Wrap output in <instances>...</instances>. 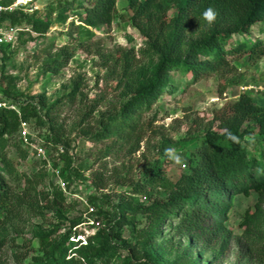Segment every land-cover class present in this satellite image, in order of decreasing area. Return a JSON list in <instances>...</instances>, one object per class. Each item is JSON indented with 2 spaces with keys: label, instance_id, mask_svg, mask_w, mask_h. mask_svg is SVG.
Instances as JSON below:
<instances>
[{
  "label": "rangeland",
  "instance_id": "obj_1",
  "mask_svg": "<svg viewBox=\"0 0 264 264\" xmlns=\"http://www.w3.org/2000/svg\"><path fill=\"white\" fill-rule=\"evenodd\" d=\"M169 1L172 30L179 29L181 16L175 8L178 0ZM80 3L86 8L89 2L34 0L38 8L26 13L42 19L57 21L67 5L73 7L64 12L67 20L56 22L45 35L26 28L4 60L0 58V100L14 104L20 96L34 97L42 116V122H27L26 134L21 126L3 142L7 154L18 163L19 171L33 180L35 189L31 201L34 209L27 207L15 223L0 224V241L5 240L0 264H13V241L40 255L38 234L54 230L57 237L74 223L76 237L72 240L87 244L106 237L105 222L97 220L99 215H114L126 201L151 204L166 196V192L157 190L151 195L132 192L144 183L146 167L163 158L164 143L203 135L208 128L218 131L216 112L243 92L264 104V57L231 55L227 65L194 82L192 76L172 71L175 92H166L150 112L138 118L135 130L110 124V118H119L126 98L124 68L139 71L152 67L158 57L151 47L149 24L146 19L135 18L128 0H118L112 25L90 28L88 34L82 32L76 15L84 11L78 9ZM215 13L211 24L203 23L217 26L220 17ZM202 30L191 24L187 43L198 41ZM242 37L249 41L264 39V22ZM70 53L74 57L60 72L45 71L46 61ZM244 81L249 86L241 84ZM73 91L75 94L69 96ZM42 95L47 98L46 106L40 105ZM108 129L112 136L99 140ZM252 141L247 145L249 154L261 157L264 135L255 134ZM19 145L27 152L26 158L18 150ZM168 155L175 160L167 162L166 169L169 178L176 181L188 166L177 159V151L171 150ZM67 158H71V164ZM11 184L20 191L26 186V178L23 176L20 184ZM59 191L64 201L57 198ZM181 217L153 226L147 215H139L134 225H125L122 238L110 237L112 245L120 249L96 264H136L146 260L145 255L151 251L159 263L166 264H264V195L237 196L225 222L227 243L224 238L218 244H209L182 235L178 229ZM155 233L159 237L149 241Z\"/></svg>",
  "mask_w": 264,
  "mask_h": 264
},
{
  "label": "trees",
  "instance_id": "obj_2",
  "mask_svg": "<svg viewBox=\"0 0 264 264\" xmlns=\"http://www.w3.org/2000/svg\"><path fill=\"white\" fill-rule=\"evenodd\" d=\"M87 1L86 8L84 3L78 5V9L84 11L76 13L83 26L82 32L88 34L90 28L112 25L118 0ZM128 1L135 18L146 19L149 24L151 47L157 54L158 62L139 71L132 70L130 66L124 68L126 98L119 118H110V124L135 130L134 124L138 118L150 112L166 92H175L170 76L172 71L190 75L194 82L204 74L227 65L228 56L249 55L250 59L264 57V39L249 41L242 37L248 35L256 24L264 22V0H178L175 8L181 16L180 28L173 30L172 20L168 17L171 8L169 0ZM72 7L67 5L57 21L50 17L42 19L23 10L9 13L6 17L15 25L29 27V30L45 35L56 22L67 20L64 12ZM208 8H212L220 17L217 26L203 23L206 20L202 13ZM221 23L225 27L221 28ZM191 24L203 30L198 41L187 43ZM236 36L241 39L235 40ZM11 50V47H0V58L4 60ZM73 57L74 54L70 53L49 59L45 63V71L57 74ZM235 82L239 84V81ZM244 83V86H249L248 82H241ZM74 94L75 91L69 96ZM8 95L17 98L10 92ZM34 99L20 96L13 104L17 109L0 108V224L15 223L27 207L34 209L31 202L35 189L33 180L19 171L18 163L7 154L3 145L5 136L15 135L22 122L33 119L42 122L39 106L34 103ZM39 102L46 106V96H40ZM215 120L218 122V131L208 128L203 135L186 137L175 144L164 143L161 147L163 158L146 167L144 183L132 189L135 194L149 195L152 190L164 191L165 197L156 198L151 204L126 201L114 215H99L97 220L105 222L107 236L96 242L83 244L80 240H72L76 237L72 229L77 223L57 237L54 230L38 234L40 255L13 241V264H96L120 249L112 245L110 237L122 238L125 225H134L139 215H147L153 226L179 215L182 216V222L178 229L182 235L192 240L204 239L209 244H218L224 238V243H227L225 222L237 196L250 197L254 193L264 195V151L261 157H257L250 155L247 150L255 134L264 135V104H259L251 93L243 92L238 99L216 112ZM52 130H55L54 125ZM110 136L112 133L108 129L99 136V140ZM55 141L59 144L61 140L57 136ZM18 150L24 158L27 157V152L20 145ZM171 150L177 151V159L186 161L188 166L176 181L169 178L166 169L167 162L175 160L168 155ZM67 160L71 164V158ZM23 176L26 186L17 191L11 183L20 184ZM56 196L64 201L62 191L57 192ZM249 215L250 210L246 212V219ZM158 237L159 234L155 233L149 237V241H155ZM4 245L5 240H1L0 251ZM145 259L136 264H166L159 263V258L152 251L145 255Z\"/></svg>",
  "mask_w": 264,
  "mask_h": 264
},
{
  "label": "built area",
  "instance_id": "obj_3",
  "mask_svg": "<svg viewBox=\"0 0 264 264\" xmlns=\"http://www.w3.org/2000/svg\"><path fill=\"white\" fill-rule=\"evenodd\" d=\"M33 2L34 0H0V47L5 46L13 48L19 40L21 32L26 30V26L13 24L10 19L6 17V15L18 10H23L25 12L27 10L34 11L38 7L34 6ZM5 107L16 109L13 104H8L7 102L0 100V108ZM26 125V122H22L21 126L24 127V134H26Z\"/></svg>",
  "mask_w": 264,
  "mask_h": 264
},
{
  "label": "clouds",
  "instance_id": "obj_4",
  "mask_svg": "<svg viewBox=\"0 0 264 264\" xmlns=\"http://www.w3.org/2000/svg\"><path fill=\"white\" fill-rule=\"evenodd\" d=\"M203 18L211 24L215 19H216V13L212 8H208L204 13H203Z\"/></svg>",
  "mask_w": 264,
  "mask_h": 264
}]
</instances>
